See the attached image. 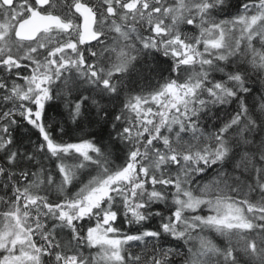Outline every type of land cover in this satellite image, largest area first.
I'll list each match as a JSON object with an SVG mask.
<instances>
[{
    "label": "snow or ice",
    "instance_id": "6c2138e0",
    "mask_svg": "<svg viewBox=\"0 0 264 264\" xmlns=\"http://www.w3.org/2000/svg\"><path fill=\"white\" fill-rule=\"evenodd\" d=\"M0 264H264V0H0Z\"/></svg>",
    "mask_w": 264,
    "mask_h": 264
}]
</instances>
